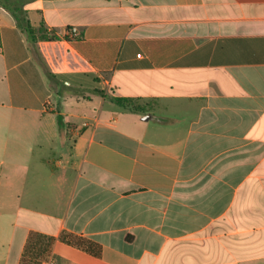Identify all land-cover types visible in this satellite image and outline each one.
Returning a JSON list of instances; mask_svg holds the SVG:
<instances>
[{"label":"crops","instance_id":"obj_1","mask_svg":"<svg viewBox=\"0 0 264 264\" xmlns=\"http://www.w3.org/2000/svg\"><path fill=\"white\" fill-rule=\"evenodd\" d=\"M50 261L264 264V0H0V264Z\"/></svg>","mask_w":264,"mask_h":264},{"label":"trees","instance_id":"obj_2","mask_svg":"<svg viewBox=\"0 0 264 264\" xmlns=\"http://www.w3.org/2000/svg\"><path fill=\"white\" fill-rule=\"evenodd\" d=\"M19 20H21L19 18ZM24 22V27L27 30H30V24L29 21L27 20V18H23L22 19ZM112 101L114 103H116L118 106L126 108L130 111H139L141 110V104L137 99H131V98H114L112 99ZM58 122H59V126L60 128L62 127L63 123H62V117L58 116ZM53 243V239H49V245H51ZM33 264H37V263H33Z\"/></svg>","mask_w":264,"mask_h":264},{"label":"built area","instance_id":"obj_3","mask_svg":"<svg viewBox=\"0 0 264 264\" xmlns=\"http://www.w3.org/2000/svg\"><path fill=\"white\" fill-rule=\"evenodd\" d=\"M66 34L69 38L74 39L75 37H77L79 35V31L77 28H70L67 29ZM50 264H54L53 261H50Z\"/></svg>","mask_w":264,"mask_h":264},{"label":"water","instance_id":"obj_4","mask_svg":"<svg viewBox=\"0 0 264 264\" xmlns=\"http://www.w3.org/2000/svg\"><path fill=\"white\" fill-rule=\"evenodd\" d=\"M148 117H146V119H147Z\"/></svg>","mask_w":264,"mask_h":264}]
</instances>
